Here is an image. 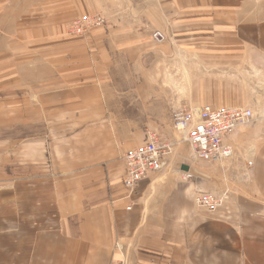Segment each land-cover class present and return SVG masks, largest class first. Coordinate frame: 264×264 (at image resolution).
Returning <instances> with one entry per match:
<instances>
[{"label":"crops","instance_id":"1","mask_svg":"<svg viewBox=\"0 0 264 264\" xmlns=\"http://www.w3.org/2000/svg\"><path fill=\"white\" fill-rule=\"evenodd\" d=\"M253 68L264 0H0V264H264V116L236 81ZM204 104L255 113L224 161L174 127ZM152 134L166 165L129 191L123 155Z\"/></svg>","mask_w":264,"mask_h":264},{"label":"built area","instance_id":"2","mask_svg":"<svg viewBox=\"0 0 264 264\" xmlns=\"http://www.w3.org/2000/svg\"><path fill=\"white\" fill-rule=\"evenodd\" d=\"M105 24V15L94 13L74 19L67 29L71 35L83 37ZM153 36L159 41L164 39L159 31ZM254 116V111L247 106L204 104L179 109L173 115V124L182 135L183 141L189 144L195 157L207 162H218L234 154L233 149L224 141L226 135L254 121ZM170 152V145L161 142L153 134L145 143L129 148L123 155L127 167L124 183L129 191H133L139 181L149 173L162 170ZM186 175L191 176L190 173ZM227 199V192L197 193L194 202L198 207L213 212ZM119 264L128 262L124 260Z\"/></svg>","mask_w":264,"mask_h":264},{"label":"rangeland","instance_id":"3","mask_svg":"<svg viewBox=\"0 0 264 264\" xmlns=\"http://www.w3.org/2000/svg\"><path fill=\"white\" fill-rule=\"evenodd\" d=\"M245 80L249 85L248 87H250L249 89H247V99L249 102V106L254 108V111L257 113V115L261 114L262 116H264V72L253 68L246 72L245 79L243 74L236 75V81L244 83ZM2 242L3 241L1 234L0 244H2Z\"/></svg>","mask_w":264,"mask_h":264},{"label":"water","instance_id":"4","mask_svg":"<svg viewBox=\"0 0 264 264\" xmlns=\"http://www.w3.org/2000/svg\"><path fill=\"white\" fill-rule=\"evenodd\" d=\"M185 168L187 169V166Z\"/></svg>","mask_w":264,"mask_h":264}]
</instances>
